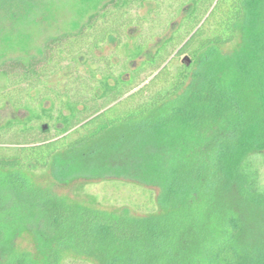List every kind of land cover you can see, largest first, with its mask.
<instances>
[{
  "label": "trees",
  "instance_id": "trees-1",
  "mask_svg": "<svg viewBox=\"0 0 264 264\" xmlns=\"http://www.w3.org/2000/svg\"><path fill=\"white\" fill-rule=\"evenodd\" d=\"M40 56L0 62V109L26 113L0 125V264H264L247 169L264 153V0H108ZM43 170L158 193L111 214L38 188Z\"/></svg>",
  "mask_w": 264,
  "mask_h": 264
},
{
  "label": "rangeland",
  "instance_id": "rangeland-1",
  "mask_svg": "<svg viewBox=\"0 0 264 264\" xmlns=\"http://www.w3.org/2000/svg\"><path fill=\"white\" fill-rule=\"evenodd\" d=\"M108 0H20L18 8L0 10V62L19 60L27 62L31 58L41 57L45 42L62 33L74 32L94 11ZM14 6V4H13ZM160 32V31H159ZM154 42V40H153ZM234 45L223 48L230 52ZM112 46L106 45L99 54L109 55ZM182 59V57H181ZM90 67V64L88 65ZM85 68H82L83 70ZM86 70V69H85ZM65 69L49 76L45 87L60 88L67 77ZM46 106L49 103L45 104ZM24 111H14L10 107L0 109V125L9 119H22ZM248 172L255 177L261 189H264V153L254 154L247 160ZM27 176L38 188L47 189L59 196L82 205L115 214L127 211L140 215L146 207L143 203L157 195L155 188L131 187L132 183L124 179H86L75 178L67 182L53 180L49 172L29 171ZM16 246L36 254L32 237L23 234Z\"/></svg>",
  "mask_w": 264,
  "mask_h": 264
}]
</instances>
